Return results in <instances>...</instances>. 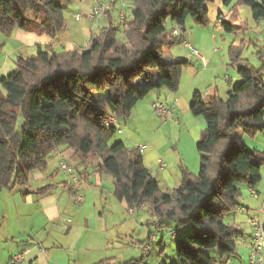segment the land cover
I'll return each instance as SVG.
<instances>
[{
  "label": "trees",
  "instance_id": "obj_1",
  "mask_svg": "<svg viewBox=\"0 0 264 264\" xmlns=\"http://www.w3.org/2000/svg\"><path fill=\"white\" fill-rule=\"evenodd\" d=\"M71 1L0 0V32L21 29L53 38L66 27L64 10ZM208 1L212 0L122 1L120 25L115 26L112 10L116 0H109L103 2L101 14L108 16V23L92 31L87 47L55 51L51 44L38 45L36 54L18 56L14 69L0 77L4 89L0 93V193L24 188L31 171L45 169L54 150L71 148L83 162L89 160L94 169L112 176L113 195L128 210L147 206L164 226L173 221L179 227L191 226L190 233L173 238L177 262L158 264H218L234 255L243 232L225 217L237 209L239 185L255 187L264 164V154L245 148L238 131L252 137L264 131L260 69L241 61L238 49L230 45V62L236 65L239 82L225 98L213 93L204 100L194 92L190 111L205 121L196 142L199 170L195 175L181 167L180 183L169 191L160 188L144 165L139 147L127 148L122 141L110 143L116 128L101 125L109 115L128 119L134 106L154 89H178L182 69L190 60L181 56L164 60L181 41L180 35L166 31V21L180 28L190 17L206 25ZM232 1L222 0L225 6ZM240 5L249 6L254 20L264 19V0H234V7ZM223 17L221 12L218 18L224 30L237 27ZM98 92L104 94L102 98L96 97ZM19 117L22 123L17 129ZM96 158L101 162L91 161ZM1 224L0 211V228ZM94 264L109 262L104 259Z\"/></svg>",
  "mask_w": 264,
  "mask_h": 264
},
{
  "label": "rangeland",
  "instance_id": "obj_2",
  "mask_svg": "<svg viewBox=\"0 0 264 264\" xmlns=\"http://www.w3.org/2000/svg\"><path fill=\"white\" fill-rule=\"evenodd\" d=\"M100 1L106 3L109 0ZM122 1L128 4L131 3V0H116L115 6L112 10V21L115 26L120 25L118 9L121 7ZM233 5L234 0L229 6H225L222 0L208 1L207 8L209 22L206 25L196 24L193 19L188 17L185 24L180 27L183 29L185 37L191 40V46L200 54L202 53L201 51H205L208 55L212 52V61L207 68L209 72L199 71V61L194 55L187 52V50H183L180 55L188 58L190 64L185 67L186 69L182 75V81L178 86L177 92H183L184 90L187 92L191 87H193L192 90L194 88L198 90L201 89L202 98L205 100L208 97L210 90L213 92L217 86L216 92L222 98H225L226 88H224V84H226V82L224 78L227 73L226 68L231 75L234 77L238 76L236 73V65L230 62V45H234L238 49L242 60L247 61L257 69H260V75L264 78V19L254 20L251 16L248 5H240L237 7H234ZM124 12L127 17L130 15L129 8L125 7ZM220 12L225 15L224 17L227 22L232 23L237 27L232 31L224 30L220 21H217V16ZM77 14L82 13L79 12L78 8L75 7L71 1L67 9L64 10V18L66 20L65 29L53 38L45 35V38H48V41H50L47 43L51 44L53 50L59 51L67 49L64 48L66 47V43L63 42V32L69 34V39L73 42V46H71L72 48H85V39L82 36V33L80 34V24L83 22L85 23L86 19L82 16L79 20H76L75 17ZM107 23L108 21L104 15L101 17L100 23L95 25L93 31ZM165 27L166 31L171 33V30L176 27V24L172 23L170 19H167ZM14 32L15 30L11 34L0 32V77L7 75L14 69L18 56L28 57L37 52V44L32 46L23 45L24 42L21 38L16 37ZM212 35L216 39V43L209 45L208 40H210ZM118 36L121 38L120 33ZM199 43L205 50H200L199 46L196 45ZM45 45V42H43L41 44L42 48H45ZM62 45H64V47H62ZM213 47L215 48V51H213ZM172 48L178 50L182 47L181 44L178 43ZM217 67H220L221 69L216 72ZM156 72V70H152V73ZM159 89L167 90L166 88H158L154 89L153 92H158ZM0 93L4 94V89L1 85ZM100 94L101 93L99 92L96 93L98 99L102 98V95ZM189 104V102L182 100L180 101L178 112H175L173 116L167 118L164 115H158L155 112H152L153 115L151 117L145 115L147 117L143 118V122L141 119V122L139 121L138 123L129 121V119L134 120L133 111H131L128 119L119 118L118 122L121 132H115L110 139V143L122 141L127 148H138L140 145L147 144V148L144 150L143 154L145 155L146 153L147 160L156 161L159 166L157 159L162 158H158V154H161L163 159L164 155L157 150V147L159 148L162 146L163 150L161 151H167L166 153H168L170 157L169 152L173 148L169 149V147H173L180 142L179 139L184 141L188 140V138H193V144L189 145L188 141H184V143L180 144L179 150L183 153V156L186 157L184 161L189 169L187 170L196 175L199 170V156L196 151V142L199 140L200 134L205 127V121L202 116L193 115L191 113ZM21 123L22 119L19 117L17 129H20ZM156 127L160 128L157 133V138H160V141L157 140V144L153 143L152 140L148 138L149 132ZM238 131L242 136L241 142L245 148L248 150H257L264 154V131L257 133L253 137L248 134H242L240 128ZM192 150H194V155L193 152L191 154ZM55 164L56 162L54 160L50 167L46 169L49 170L47 173L53 175L52 177H48V183L54 185L55 182H69L68 180H70V176L62 172L59 169V166H56ZM181 167L182 165L177 166V169H180V172ZM39 170L45 172V169ZM73 170L74 174L80 177L78 172L79 167H75V163ZM163 170L165 171L166 169ZM93 171L94 170L91 166L87 180H82L80 177L81 181L78 184L70 185L78 188L76 193H69L66 189L59 190L60 194H64L69 199L71 198L64 213L61 212L63 208H58L57 211V207L56 209L49 208L41 212H35L31 208H24L27 215L24 216L23 221L29 222L30 220L33 224L42 226L50 235L49 240L44 242L43 245L41 244L43 243L41 242L42 240L40 242L36 241V243H39L38 245L40 246V249H43L48 255L49 262H55V264H79L78 259H75L65 247L71 238L69 237L70 235H67L68 226L75 224L76 221H80L83 216L87 217L92 231L94 230L93 234L97 236L98 239V241L90 244L91 252L88 254L90 256V262L88 263H96L102 258H109V264H124L126 262L132 263L142 257L144 260L139 264H158L162 260H165L168 263L177 262V242L176 239L170 237L168 231L175 228L177 230V238H179L184 234L190 233L192 230L191 226L182 225L179 227L176 225L177 223L175 221L171 222L166 230L158 234L156 241L151 245L150 253L145 256L140 247L133 246V244L138 242L142 245L147 240L149 232L155 230V216L152 215L147 206L142 209H136L135 211L128 210L125 203L117 200L113 195L114 185L112 176L108 174L102 176L100 178V184L97 180L98 175ZM31 174L32 172L29 176H31ZM28 181L29 183L27 186L22 189H17V191L24 192V190L27 189L34 190L44 186L43 182L34 181L32 178ZM160 186L163 191L168 190L165 183ZM239 188V203H247V196L249 194L251 195V187L246 184H240ZM243 191H246L247 194H243ZM254 191H257L258 198L255 199L254 202L248 204L251 207L249 214L262 203L264 198V164L261 166V180L255 185ZM74 194L81 198V200L85 198V203L83 205L79 204V200L74 199ZM10 198L11 194L9 193V190L3 189L0 193V211L2 214V224L0 228V264H11L10 260L7 262V257H5L8 253L7 251L9 250V247L17 246V243L20 242L17 238L18 236L13 239L5 238L8 236V232L13 228L14 232H16L15 229H17L19 225L13 219L14 215L11 208ZM74 212L76 214V220L72 222L73 217L70 215ZM230 219V215L225 217L226 221H230ZM261 220L264 224V215L261 216ZM242 227L244 232L242 236L238 238L236 249L244 255V252H242L243 248L241 239L244 238L247 242L248 238L250 239L251 231L249 224L246 225L245 223H242ZM96 248H98V251H95ZM210 253L214 255L213 251H210ZM23 262L20 264H26ZM229 263L235 264L233 255L230 258L218 260V264Z\"/></svg>",
  "mask_w": 264,
  "mask_h": 264
},
{
  "label": "crops",
  "instance_id": "obj_3",
  "mask_svg": "<svg viewBox=\"0 0 264 264\" xmlns=\"http://www.w3.org/2000/svg\"><path fill=\"white\" fill-rule=\"evenodd\" d=\"M106 3H108V2H106ZM72 4L78 8L79 12L86 13V12L90 11L91 8L93 7L94 1L93 0H72ZM219 14L217 16V19L219 17ZM104 15L105 14L101 15L98 18V20H96L95 22H90V21L85 20V23L83 22L80 24V34L82 33V36L85 39V43H84L85 47L88 46L89 39H90L91 33H92L95 25H98L100 23L101 17H103ZM105 18L108 21L107 15H105ZM223 18L225 19V17H223ZM14 33H15L16 37L21 38V40L24 42L23 45H25V46L26 45L32 46V45H36V44L41 45L43 42H45V44H48L47 42H50V41H48V38H45V35H36L34 33L26 32V31L21 30V29L15 30ZM68 35L69 34H65L63 32V42L66 43V45H65L66 47H64V45H62V47L67 48L66 50L71 49L72 48L71 46H73V42L69 39ZM182 35H183V38L185 40H187L190 45H192L191 40H189L188 38L185 37L184 32H182ZM208 43H209V45L216 43V39L214 38L213 35L211 36L210 40H208ZM196 45L199 46L200 50H205L200 45V43L196 44ZM183 50H187V49L180 48L178 50H174L172 48L170 53L164 56V60L169 61L171 59V57H173V56H181L180 54ZM213 51H215L214 47H213ZM187 52L191 53L189 50H187ZM201 52L202 53L200 54L196 50V54H193V53H191V54L194 55L195 58L200 63L199 71L209 72L207 70V68L211 64V61H212L211 60L212 52L209 55L205 51H201ZM181 57H183V56H181ZM241 61H244V60L241 59ZM185 69H186L185 67L182 69L179 84L182 81V75H183ZM220 69H221L220 67H217L216 72L220 71ZM226 70H227V73H226L225 78H224L226 84H224V88H226L225 92L227 93V91L229 89H231L234 85H236L240 79L238 76L234 77L233 75H231V73H229V70L227 68H226ZM215 76H217V75H215ZM192 88L193 87H191L188 90L189 92L188 91L186 92L185 90L183 92H181V91L177 92L178 89L176 91L161 90V89H159L158 92L151 91L144 99H142L140 102H138L135 105V107L132 110L134 120L129 119V121L134 122V123H138L139 121L141 122V119L143 122V118L147 117L145 115H148V117H151L153 115L152 112H155L153 110V104H155V103H161L164 106L166 105L165 107L172 109V116H173L175 114V112H178V110H179L180 101L185 100V101L190 103L191 98H192L191 96L194 94V92H197V91L202 95L201 89L198 90V89L194 88L192 90ZM215 88L216 89H214L213 92H211L212 90H210V93L208 94V96L213 94V93H217L216 92L217 86ZM100 95H102L101 97H103L104 94L101 93ZM161 96H163V97H161ZM160 100H163V101H160ZM159 130H160V128L156 127V128H153L151 132H149L148 138H150L153 143L157 144V140L160 141V138H157V135H158L157 133L159 132ZM179 141L180 142L175 144L173 147H169V149L173 148L170 152L168 151L170 153V157H169L168 153H166L167 151H161V150H163L162 146H160L159 148L157 147V150H159V152L164 155V159H163L161 154H158L159 155L158 158H162V159H157L158 161L163 160V162H164L163 167L158 166L156 161L147 160L146 153H145V155L143 154L144 150L147 148V144H143V146H145V147L141 151L142 156H143L144 165L148 168L151 175H153V177L157 180L159 186L161 184L165 183V186L168 189L167 191L176 187L180 183V180H181L180 169H177V166L182 165V167H185L186 169H188L187 165H185L186 162L184 161V159L186 157H184L183 153L179 150V146L181 143H184V141H188L189 145L193 144L194 139L188 138V140H184V141L179 139ZM153 143H152V145H153ZM166 143H168V142H166ZM140 146H142V145H140ZM192 152L194 155V150L191 151V154H192ZM175 153H176V156H175ZM195 155H197V154H195ZM174 157H175V159H174ZM54 160L56 162L55 165L58 166L59 157L54 155L48 161L47 166L45 168V172H43L39 169H35V170L31 171L32 174H31V176H29V179L32 178L34 181L43 182L44 183L43 187L50 186L45 192L35 193L37 190H39L43 187L38 188V189H34V190L27 189V190H24V192H21V191L18 192L17 189H14V190L8 189L9 193L11 194L10 199H11V208H12L13 215H14L13 219L19 225H18V228L15 229L16 232H14V228H13L12 230H10L8 232V236L5 238L6 239H8V238L13 239L14 237L18 236L17 238L19 239L20 242L17 243V246L9 247V250L7 251L8 253L5 256V257H7V262H9L11 257L14 254H16L18 251H20L22 249H27L28 253H27V255H25L23 263H26V264H51L52 263V264H55V262H49L48 257H47L48 255L46 254V252L43 249H40V246L38 245L39 243H36V241L40 242L42 240L41 242H43V243H41V244L43 245L44 242H47L50 238L49 233L46 232V230L42 226H40L38 224H33L32 221H30V220H29V222L23 221L24 216L27 215V212L24 211V208H31L35 212H41V211L47 210L49 208H55L56 209V207H57V211H58V208H63L61 212L64 213L65 209L68 207V204L71 201V198L69 199L64 194H60L59 190L60 189H66L69 193H76V190H78V188L70 186V185H72L70 183V180H68L69 182H67V183L55 182L54 185L48 183L49 182L48 177L49 176L52 177L53 175L47 173V171H49V170H46V169L48 167H50V165L52 164V161H54ZM91 166L93 168L94 165L89 160L86 162H83V160L80 158V156L75 155V167H77V168L79 167L78 172H79V175L82 178V180L88 179ZM163 169H166V170L164 171ZM93 170H94L93 172L96 175H98L97 180L100 184H101L100 178L102 176L107 175V174L110 175L109 173L105 172V170H103V169L100 170V169H94L93 168ZM28 183H29V181H28ZM160 188H161V186H160ZM251 189L255 190V187L250 188V190ZM53 190H55V191H53ZM242 193L244 194V193H246V191H243ZM257 195H258V193H257ZM247 197H248L247 203H239L240 201H238L237 210L234 211L232 214H230L231 219H230V221H228V222H231V223L237 225L242 230V232H244L243 227H242V223H245L246 225H248L246 219H247V216L249 215V212L251 211V207L248 204L254 202L255 199L258 198V196H257V198H253L250 194ZM78 203L83 205L85 203V198H83V200L79 201ZM75 215H76L75 212L71 213V215H70L73 217L72 222H74V220H76ZM72 222H71V224H72ZM19 226H20V228H19ZM42 230H43V232H42ZM93 231H92L90 224L88 223V219L86 216L85 217L83 216L80 221H76L75 224L68 226L67 235H70L69 237H71V238H70V240H69V242L65 248H66V250L70 251V253L75 257V259H78L79 264H94V263H88V262H90V260H89L90 256L88 255L91 252L90 244L98 241L97 236H95L93 234ZM241 243H242V248H243L242 252H244V255H243V253L241 254V252H239L236 249V253L233 255L235 264H245L246 261L248 260L250 248H251V233H250V239L248 238V241L246 242L243 238V239H241ZM60 248H63V247H60ZM95 251H98V248H96ZM104 259L108 260L109 258H102L100 260H104ZM229 264H231V263H229Z\"/></svg>",
  "mask_w": 264,
  "mask_h": 264
},
{
  "label": "built area",
  "instance_id": "obj_4",
  "mask_svg": "<svg viewBox=\"0 0 264 264\" xmlns=\"http://www.w3.org/2000/svg\"><path fill=\"white\" fill-rule=\"evenodd\" d=\"M94 5L90 11L82 14L76 15V20H79L82 16L90 22H95L98 17L102 14L104 10V3L100 0H93ZM122 17V13H121ZM222 18H218V21H221ZM173 35H180L181 41L180 44L182 48L189 50L191 53L196 54V50L189 44L187 40L183 38L182 31L179 29L178 26L174 27L171 30ZM153 108L156 114L164 115L165 117L169 118L172 116V109L165 107L161 103L153 104ZM101 125L105 128L115 127L117 132H121V128L119 127L118 119L114 115H109ZM145 146H139V150H143ZM54 154L59 157L58 166L59 169L64 172L65 174L70 176V183L73 185L78 184L81 181V178L74 174V163H75V152L73 149L68 148L63 151L54 150ZM93 163L97 164L100 163V159L96 158L91 160ZM159 166L163 167L164 162L159 160ZM251 195L253 198H257V193L251 189ZM76 200H81L78 196L74 194ZM142 206V205H141ZM237 210V209H236ZM264 215V198L262 203L254 209L248 216H247V223L249 224L250 231H251V248L248 260L245 264H264V224L262 223L261 216ZM155 230L150 232L147 240L140 245L138 242L133 244V246L140 247L142 253L144 255L148 254L151 250V245L159 233H162L166 230L169 226H164L156 221L154 222ZM171 238H175L177 236V230L175 228L168 231ZM28 250L22 249L14 254L11 259V264H20L24 261L25 255H27Z\"/></svg>",
  "mask_w": 264,
  "mask_h": 264
}]
</instances>
